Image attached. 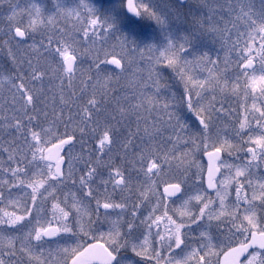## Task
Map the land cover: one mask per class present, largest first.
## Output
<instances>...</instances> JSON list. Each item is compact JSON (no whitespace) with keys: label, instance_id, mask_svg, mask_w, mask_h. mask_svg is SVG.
<instances>
[{"label":"snow or ice","instance_id":"1","mask_svg":"<svg viewBox=\"0 0 264 264\" xmlns=\"http://www.w3.org/2000/svg\"><path fill=\"white\" fill-rule=\"evenodd\" d=\"M196 2L215 57L0 0V264H264V0Z\"/></svg>","mask_w":264,"mask_h":264},{"label":"rangeland","instance_id":"2","mask_svg":"<svg viewBox=\"0 0 264 264\" xmlns=\"http://www.w3.org/2000/svg\"><path fill=\"white\" fill-rule=\"evenodd\" d=\"M50 4L51 0H42ZM96 15L101 19H107L113 25L114 35L122 36L136 48L152 45L156 48H163L169 41L184 43V58L191 59L196 54L191 53L194 48L202 49V55L207 54L215 57L220 49L216 47L215 53H208L207 42L202 31L197 30L195 20L208 15L207 9L199 5L196 0H186L180 4L176 0H134L135 4L144 3L150 7L163 20L162 24L148 16H128L123 9V0H88ZM254 7H261V0H254ZM195 28L191 29V26ZM199 29V28H198ZM91 31V29H89ZM206 33V32H205ZM210 36L211 33H206ZM111 45V42H110ZM217 51H219L217 53ZM170 89L163 90L162 95H169V91H177L171 74L165 72ZM185 123L192 126L194 117L187 111L180 112Z\"/></svg>","mask_w":264,"mask_h":264},{"label":"trees","instance_id":"3","mask_svg":"<svg viewBox=\"0 0 264 264\" xmlns=\"http://www.w3.org/2000/svg\"><path fill=\"white\" fill-rule=\"evenodd\" d=\"M193 28H195L194 25L191 26V29H193ZM197 30H200V29L197 28ZM200 31H201V30H200ZM202 33L204 34L206 40L209 39V42H207V49H206V51H207L208 53H211V54H212V53H215V52H214V49H216V47L220 49L219 42L215 39V37H214L212 34H210V36H207V34H206L205 32L202 31ZM218 52H219V51H217V53H218ZM191 53L196 54V55H202V49H200V48L198 49V48L196 47V48H194V49L191 51Z\"/></svg>","mask_w":264,"mask_h":264},{"label":"water","instance_id":"4","mask_svg":"<svg viewBox=\"0 0 264 264\" xmlns=\"http://www.w3.org/2000/svg\"><path fill=\"white\" fill-rule=\"evenodd\" d=\"M185 1H186V0H177V2L180 3V4L184 3ZM133 2H134V1H133ZM123 8H124V7H123ZM124 11H125V13H126L128 16H131V17L134 16V15H132L131 13L127 12L126 8H124ZM112 67H114V66H112Z\"/></svg>","mask_w":264,"mask_h":264}]
</instances>
